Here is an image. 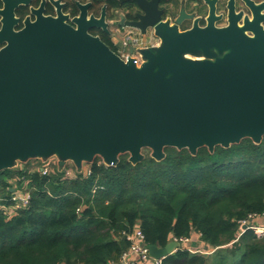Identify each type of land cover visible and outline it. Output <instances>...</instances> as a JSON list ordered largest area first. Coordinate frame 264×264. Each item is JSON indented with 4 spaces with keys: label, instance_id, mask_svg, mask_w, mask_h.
Here are the masks:
<instances>
[{
    "label": "water",
    "instance_id": "1",
    "mask_svg": "<svg viewBox=\"0 0 264 264\" xmlns=\"http://www.w3.org/2000/svg\"><path fill=\"white\" fill-rule=\"evenodd\" d=\"M66 18L39 20L0 52V171L54 157L59 171L70 162L82 172L97 157L137 164L145 149L160 161L166 147L196 155L262 142L264 35L171 27L160 45L137 49L139 63ZM180 244H148L149 253Z\"/></svg>",
    "mask_w": 264,
    "mask_h": 264
},
{
    "label": "trees",
    "instance_id": "2",
    "mask_svg": "<svg viewBox=\"0 0 264 264\" xmlns=\"http://www.w3.org/2000/svg\"><path fill=\"white\" fill-rule=\"evenodd\" d=\"M165 151L157 161L145 149L137 164L128 154L110 166L97 157L74 177L40 159L0 171V264H119L136 225L147 244L195 233L206 245H182L162 264H264V235L240 233L239 223L264 212V137L196 155ZM23 187L29 203L14 208Z\"/></svg>",
    "mask_w": 264,
    "mask_h": 264
},
{
    "label": "flooded vegetation",
    "instance_id": "3",
    "mask_svg": "<svg viewBox=\"0 0 264 264\" xmlns=\"http://www.w3.org/2000/svg\"><path fill=\"white\" fill-rule=\"evenodd\" d=\"M63 15L66 23L81 24L118 55L139 63L137 49L160 45V35L171 27L264 35V0H0V52L19 45L39 20Z\"/></svg>",
    "mask_w": 264,
    "mask_h": 264
},
{
    "label": "built area",
    "instance_id": "4",
    "mask_svg": "<svg viewBox=\"0 0 264 264\" xmlns=\"http://www.w3.org/2000/svg\"><path fill=\"white\" fill-rule=\"evenodd\" d=\"M125 57H128V55H125ZM69 165V166H68ZM72 163H68L64 169H65V175L68 177H74L76 175V168L71 166ZM84 170L88 172L89 169ZM42 173H48L51 171V167L49 165H45L41 167ZM31 194L30 191L27 190L26 187H23L22 189L16 190L13 195L11 196L10 200L13 203L14 208L22 207L29 203ZM263 219L264 220V212L262 213H249L248 216L244 219L239 220L241 230L240 233L246 229L250 228L252 229L258 236L264 235V226H260L258 224V221ZM127 239L130 241V247L122 254L120 263L125 264H162L163 259L162 258H154L149 253L148 244L145 241V235L140 228L139 225H136V227L133 229V231L126 233ZM191 237H182V238H176L173 237L172 240L181 243L179 246L175 248V250L178 249V247L182 245H188V243L191 241ZM174 250V251H175ZM119 263V264H120ZM111 264V263H110Z\"/></svg>",
    "mask_w": 264,
    "mask_h": 264
},
{
    "label": "crops",
    "instance_id": "5",
    "mask_svg": "<svg viewBox=\"0 0 264 264\" xmlns=\"http://www.w3.org/2000/svg\"><path fill=\"white\" fill-rule=\"evenodd\" d=\"M258 224H259L260 226H264V220H263V219L259 220V221H258ZM188 246H189V247H192V248H200V247L205 248V247H206V245L203 244V243L200 241L198 235L195 234V233L192 235V239H191V241L188 243Z\"/></svg>",
    "mask_w": 264,
    "mask_h": 264
},
{
    "label": "rangeland",
    "instance_id": "6",
    "mask_svg": "<svg viewBox=\"0 0 264 264\" xmlns=\"http://www.w3.org/2000/svg\"><path fill=\"white\" fill-rule=\"evenodd\" d=\"M50 161H51L52 163H55V162H56V159L53 157V158L50 159ZM84 166L86 167L85 170L89 168V164H85ZM83 170H84V169H83ZM199 249H203V247H200Z\"/></svg>",
    "mask_w": 264,
    "mask_h": 264
}]
</instances>
